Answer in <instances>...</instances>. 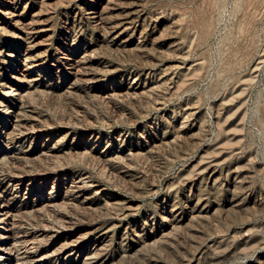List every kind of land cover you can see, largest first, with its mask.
I'll return each instance as SVG.
<instances>
[{
    "label": "rangeland",
    "instance_id": "rangeland-1",
    "mask_svg": "<svg viewBox=\"0 0 264 264\" xmlns=\"http://www.w3.org/2000/svg\"><path fill=\"white\" fill-rule=\"evenodd\" d=\"M6 1L0 0V10ZM32 1L13 0L27 15L35 9ZM85 1L41 0L43 11L51 17L52 48L69 29L83 45L98 40L86 19ZM142 2L163 34L178 38L181 59L191 66L188 74L145 95L124 97L119 89L131 85L129 75L153 61L150 54L107 44L93 55V68L106 77L97 88L55 73L51 66L40 72L51 90L18 84L14 66L4 62L5 53L17 47L10 38L12 32L0 29V80L4 83L0 93L18 86L22 94L12 103L21 106L25 127L38 131L7 137L4 132L11 122L0 113V186L13 195L17 220L26 227L27 241L34 246L33 254L19 264H35L33 260L40 255L47 256L43 264H77L73 258L55 254L70 234L84 243L86 252L95 247V229L114 222L115 215L99 195L81 197L68 187L70 180L85 178L105 186L106 196L137 203L134 216L105 243L101 257L107 264H204L211 252L237 243L242 221L252 234L260 233L264 242V210L219 208L167 236L160 233L164 222L158 210L166 196L181 201V192L171 193L170 183L200 157L214 155L218 146L228 154L223 165L245 171L230 187L207 188L211 201L226 206L235 193L249 186L244 177L264 196V0ZM115 87L113 97L99 95ZM218 104L224 114L221 122L215 117ZM226 106L232 109L226 112ZM188 107L197 112L194 117L186 112ZM236 119L238 127L227 130ZM106 147L124 149L125 154L138 148L139 153L108 164L92 152ZM218 264H264V248Z\"/></svg>",
    "mask_w": 264,
    "mask_h": 264
},
{
    "label": "bare ground",
    "instance_id": "bare-ground-1",
    "mask_svg": "<svg viewBox=\"0 0 264 264\" xmlns=\"http://www.w3.org/2000/svg\"><path fill=\"white\" fill-rule=\"evenodd\" d=\"M16 3L13 0H7L4 6L2 5L3 8L0 13L4 19L0 20V29L7 27L12 32L10 38L14 40L13 43L17 47L5 53L4 62L14 66L15 72H17L15 79L18 84L23 83L29 88L33 85L45 86L51 90V85H45L44 77L40 73L47 66H51L52 71H55V73H62V75L75 82L86 81L97 88L106 81L104 73L92 66L93 55L102 44L118 49L134 47L139 51L148 52L153 59L143 70L135 75H129L127 80H133L131 85L123 87V90L119 89L121 96L124 97L154 93L166 81H172L178 76L186 75L191 70V66H188L181 59L178 38L163 34V29L155 24L152 16L145 10L142 0H99L98 3L93 2V0H86L84 4L86 19L90 27L96 30L98 40L96 42H85L83 45L80 39L72 38L71 29H69L66 30L67 32L61 37L55 48L51 47V17L43 11V2L41 0L32 1L31 4L35 9L31 15H27L22 5ZM43 49L45 50L41 52ZM168 52L173 53V55L166 57L165 54ZM17 64H21L23 67L18 66L16 68ZM111 72H116V70H111ZM2 81L0 80L1 86L4 85ZM117 90L116 87L111 92L104 90L99 95L102 98L109 99L116 95ZM0 94V113L4 112V115L11 122L9 129L4 132L5 135L12 138L16 135L24 137L36 134L38 131H31V129L25 127L26 124L21 118V106L12 103V101L20 99L22 94L20 88L15 86L10 90L4 89ZM219 106V104L216 105L215 117L218 122H221L224 114L219 111ZM224 109L228 112L232 108L226 106ZM185 110L190 116L194 117L197 114L190 107ZM233 127H238V119L233 121L227 130ZM236 137V135L233 136L234 139ZM114 145H116V142ZM137 149L127 154H125L124 149L117 150L115 147H106L101 151L93 148L92 152L98 153L101 161L110 164L116 163L117 160H122L128 155L134 157L139 153ZM227 158L226 151L218 146L214 155L200 157L198 161L190 166L188 165L187 169L180 173L176 182L170 183V192L180 191L182 199L180 202L171 201L169 195L158 204V210L163 214L162 222H164V226L162 225L163 228L160 231L162 236L171 235L173 231L184 227L191 219L210 217L213 211H217L219 208L264 210V196L257 188H251L246 177H244V184H249V186L246 185L247 187L243 188L240 194L235 193L226 206L221 207L215 201H211V192L206 190L207 188L213 190L219 185L225 184L230 187L234 179L240 176L241 171H245L231 164L223 165ZM68 187L76 190L81 197L93 193L99 195L102 204L114 213L115 216L112 218L114 222L95 229L93 239H95L96 245L88 252L84 250V243L76 240V238L74 239L71 234L66 236L55 250L56 257L73 258L77 264H107L108 260L101 257L105 243L112 232L115 230L120 232L124 226V221L134 216L137 203L134 202L135 200L127 201L115 196H106L107 188L89 178L79 181L70 180ZM188 188L190 190L189 195H186L185 191ZM258 194L260 197H258ZM12 197L13 195L9 194L6 188L0 186V264H19L24 257L31 256L34 249L33 242L27 241L30 236L26 231V227L20 225L17 220ZM147 222L146 224H148ZM241 225L237 243H227L223 249L211 252L205 258L204 264H218L245 256L250 250H263V236L260 233L252 234L251 229L245 226L244 221L241 222ZM46 259L47 256L40 255L33 262L43 264Z\"/></svg>",
    "mask_w": 264,
    "mask_h": 264
}]
</instances>
